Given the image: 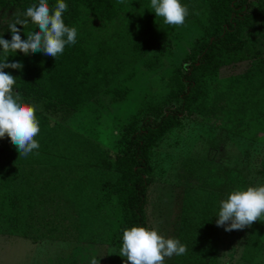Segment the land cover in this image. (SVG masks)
<instances>
[{
    "label": "rangeland",
    "instance_id": "1",
    "mask_svg": "<svg viewBox=\"0 0 264 264\" xmlns=\"http://www.w3.org/2000/svg\"><path fill=\"white\" fill-rule=\"evenodd\" d=\"M34 3L38 0H0V35H3L6 25L17 17L22 18L25 9ZM250 3V9L254 11L264 4V0H250ZM70 5L77 7V15L70 19L69 26L77 28V37L85 36L83 43L89 50L90 60H94L92 64L110 65L112 76L109 77L114 81L100 89L81 109L73 110L49 105V97L42 96L40 92L26 96L20 87V75L23 73L12 68L4 71L17 77L14 90L25 102L48 113L52 122L62 121L86 135L104 149L103 163L108 168L116 164L115 167L122 169L125 168L122 157L133 154L131 137L142 120L158 118L167 107L179 106L173 95L179 86L177 79L183 76L184 65L190 62L194 47L206 40L208 34L196 16L186 18L182 26L164 24L163 19L149 9L150 0H111L112 14L109 17L79 3ZM258 16L257 22L264 25V15ZM34 30L37 26L32 24L20 35L26 38L25 33ZM249 32L250 41L238 53L240 60L220 65L219 78H231L232 82L242 75L255 78L251 70L257 59L251 54L258 50L264 57V29L257 30L253 24ZM135 43H139L141 52L155 50L157 46L160 52L157 56L142 53L134 62L124 66L122 58H128L129 54L119 52L129 51ZM42 56L48 58L43 53ZM29 64L25 68L33 71L31 76L38 79L37 85L45 87L42 82L49 84L47 78L53 75V70L47 74L43 63L40 68ZM24 78L36 82L27 75ZM211 110L212 104L209 103L205 105V113L194 111L175 119L173 126L150 148L145 209L147 224L156 227L165 237L172 238H178L181 226H192L203 236L202 255L208 257L207 264H264V247L258 253L252 252L242 230L229 232L216 225L219 202L232 190L224 184L218 186L208 182L214 172L218 178L230 180L232 172L241 170L248 179L247 186L264 183V143L221 128L218 119L208 114ZM157 111H160L159 115ZM2 142L12 146L8 137L0 138ZM6 155V149L0 147V165ZM92 167L88 174L94 176L97 174L96 164ZM72 188V185L66 187L59 194L69 196L74 192H69ZM106 207L109 228L101 241L83 242L69 237L42 240L0 232V264H90L93 257L99 258L100 264H123L126 258L118 254L122 233L134 224L129 221V212L112 202ZM191 252L187 248L186 254L174 255L166 259L165 264H197Z\"/></svg>",
    "mask_w": 264,
    "mask_h": 264
},
{
    "label": "trees",
    "instance_id": "2",
    "mask_svg": "<svg viewBox=\"0 0 264 264\" xmlns=\"http://www.w3.org/2000/svg\"><path fill=\"white\" fill-rule=\"evenodd\" d=\"M55 2L48 0L50 6ZM65 2L68 10L63 14V19L68 26L70 19L77 15V7L73 8L70 4L79 3L94 8L105 17L112 14L111 0ZM181 2L186 3L189 9L187 18L196 16L208 38L194 47L190 62L184 65L183 76L177 79L179 86L173 95L179 106L167 107L166 112L158 118L146 117L142 120L139 129L131 137L133 154L122 157L125 167L122 169L115 167L116 164L108 168L103 163L105 151L99 144L62 121L52 122L48 113L37 110L41 129L36 137L40 144L39 154L34 152L27 158L19 157L13 145L10 147L4 142L0 143V147L7 151L5 161L0 165V232L42 240L69 237L70 240L83 242L101 241L108 233L106 206L109 202L129 212V221L134 225L149 227L145 211L149 186V150L173 126L175 119L189 112L205 113V105L209 103L212 104V110L208 114L218 119L221 128L237 136L264 143V57L258 50L251 54L257 59L251 70L255 78L242 75L232 82L231 78L218 77L220 65L240 60L238 53L250 41L249 30L253 24L257 30L264 29V25L257 22L258 15H264V4L251 11L250 0ZM8 25L4 28L3 37L10 40ZM30 25L29 22L23 28L20 25L17 27L23 32ZM84 37L78 36L76 43L67 45L64 53L56 59L51 56L46 59L42 52H30L28 55L23 52L8 53L9 62L19 61L23 65L22 69L16 70L23 73L20 75V87L26 96L40 92L42 96L49 97L51 102L48 104L51 106L79 110L100 89L114 81V78L109 77L112 76L109 64L96 65L99 67L92 64L94 60H90L89 50L85 49ZM140 48L139 43H135L129 51L125 48L126 52H119L129 54L128 58H122L121 64L125 66L134 62L142 53L157 56L160 52L158 46L155 50L147 49L145 52H141ZM30 57L34 60H29ZM2 59L4 54L0 52ZM29 63L36 68H40L43 63L47 74L53 70V75L47 78L50 85L45 82L41 83L45 87L37 85L38 79L31 76L33 71L25 68ZM115 73L119 75L118 71ZM26 75L36 82L28 81L24 78ZM159 113L157 111V115ZM92 163L96 164L97 174L94 176L88 174L89 168H93ZM262 171L264 175V160ZM211 177L213 179L208 180L210 185L224 184L230 190L245 188L248 184L241 170L232 172L230 180L218 178L216 172ZM71 185L73 188L69 192H74L62 197L60 190ZM77 226H80L79 230ZM191 227L181 226L177 237L191 249V256L197 264H207L205 262L208 257L202 255L203 236ZM246 228L242 230L247 235L246 242L252 252L258 253L264 247V222L258 220Z\"/></svg>",
    "mask_w": 264,
    "mask_h": 264
},
{
    "label": "clouds",
    "instance_id": "3",
    "mask_svg": "<svg viewBox=\"0 0 264 264\" xmlns=\"http://www.w3.org/2000/svg\"><path fill=\"white\" fill-rule=\"evenodd\" d=\"M149 9L163 23L170 26H182L189 9L181 0H150ZM68 10L65 0H56L50 6L48 0H38L28 6L23 17H17L8 25L11 39L0 35V138L8 137L16 148L19 157L27 158L40 148L36 137L40 133V122L35 105L25 102L21 94L14 90L16 78L6 68L22 69L19 61L9 62L8 53L17 50L25 55L42 52L46 56L57 58L64 53L67 45L77 41L78 30L64 22L63 14ZM37 26V30L20 35L21 28L28 23ZM216 225L225 231L243 230L256 221L264 222V183L237 188L227 193L219 202L216 212ZM187 246L178 238L165 237L156 227L133 225L122 233V244L118 254L126 258L123 264H165V260L186 254ZM90 264H100L93 257Z\"/></svg>",
    "mask_w": 264,
    "mask_h": 264
},
{
    "label": "crops",
    "instance_id": "4",
    "mask_svg": "<svg viewBox=\"0 0 264 264\" xmlns=\"http://www.w3.org/2000/svg\"><path fill=\"white\" fill-rule=\"evenodd\" d=\"M44 240H46V239H44ZM49 241V240H48Z\"/></svg>",
    "mask_w": 264,
    "mask_h": 264
}]
</instances>
